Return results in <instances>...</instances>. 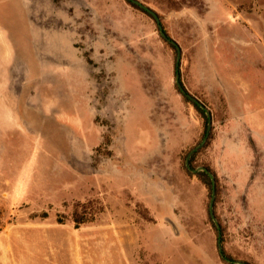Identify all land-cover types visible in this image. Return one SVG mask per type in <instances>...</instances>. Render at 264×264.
Returning a JSON list of instances; mask_svg holds the SVG:
<instances>
[{
    "label": "rangeland",
    "instance_id": "374dc122",
    "mask_svg": "<svg viewBox=\"0 0 264 264\" xmlns=\"http://www.w3.org/2000/svg\"><path fill=\"white\" fill-rule=\"evenodd\" d=\"M211 112L233 260L264 264V0H140ZM0 264H230L205 121L126 0H0ZM73 212L84 218L78 225Z\"/></svg>",
    "mask_w": 264,
    "mask_h": 264
},
{
    "label": "water",
    "instance_id": "95a60500",
    "mask_svg": "<svg viewBox=\"0 0 264 264\" xmlns=\"http://www.w3.org/2000/svg\"><path fill=\"white\" fill-rule=\"evenodd\" d=\"M130 2L137 4L138 6H140L141 8H143L144 10H146L149 14H151L156 23H157V27L159 30V33L169 42H171L176 50V58H175V65H174V69H175V84L177 89L180 91L181 94H183L184 96H186L187 98H189L190 100H192L193 102H195L199 107H201L206 115H207V127H206V131H205V135L203 137V139L197 144L195 145L193 148H191L185 158V166L191 171V172H196L199 170H203L205 171L210 179H211V199L209 202V215L212 218V220L215 222L216 227H217V231H218V250H219V254L222 258H224L225 260L229 261V262H233L236 264H249L247 262L244 261H240V260H233V259H229L225 256L224 252H223V246H222V242H221V231H220V224L218 223L216 216L214 214V209H213V204H214V197H215V176L214 174L205 166H197L196 168L191 167L190 165V157L191 155L198 150L200 147H202L204 145V143L206 142L207 138H208V134L209 131L211 129V112L209 111V109L207 108V106L201 102L196 96H194L193 94H191L190 92H188L186 90V88L184 87L182 81H181V76H180V60H181V48L179 46V44L171 37H168L165 33V31L163 30L162 24L160 23V18L157 14V12L152 9L151 7H149L148 5H146L145 3H143L140 0H129Z\"/></svg>",
    "mask_w": 264,
    "mask_h": 264
},
{
    "label": "trees",
    "instance_id": "16d2710c",
    "mask_svg": "<svg viewBox=\"0 0 264 264\" xmlns=\"http://www.w3.org/2000/svg\"><path fill=\"white\" fill-rule=\"evenodd\" d=\"M126 1H127V3L130 4L132 7H134V8H136V9L142 11L143 13H145L146 15H148L149 17H151V18L155 21L154 17H153L151 14H149L146 10H144L143 8H141L140 6H138L137 4H134V3L130 2L129 0H126ZM158 16H159V15H158ZM159 18H160V16H159ZM155 22H156V21H155ZM160 23H161V22H160ZM162 27H163V26H162ZM163 30L165 31L166 35H167L168 37H170L169 34L167 33V31L164 29V27H163ZM159 34H160V33H159ZM160 37H161V39H162L165 43H167L168 45H170V46L175 50V47H174V45H173L171 42H169L168 40H166L161 34H160ZM175 51H176V50H175ZM178 91H179V90H178ZM179 92H180V91H179ZM182 96H183V98H184L186 101H188V102H190L191 104L194 105V107L198 110V112H199V113L201 114V116L203 117V119H204V121H205L204 123H205V125H206V122H207V115H206L205 111H204L201 107H199L195 102H193L192 100H190L189 98H187V97L184 96L183 94H182ZM205 128H206V126H205ZM204 144H205V143H204ZM200 148H201V147H200ZM200 148H199L198 150H196V151L191 155V157H190V165H191V167H193V168H196V167H197V166L194 164V159H195L196 154L199 152ZM205 167H207V166H205ZM185 168H186V170H187L189 173L199 175V176L201 177L202 181H203L208 187H211V179H210L209 175H208L205 171H203V170H199V171H196V172H191L186 166H185ZM207 168L209 169V167H207ZM209 170H210V169H209ZM213 207H214V204H213ZM83 219H84V218H82L81 215H78L76 212H73V220L75 221V224H76V225H78L79 223L83 222V221H84ZM220 231H221V229H220ZM223 252H224V254H225V256H226L227 258L231 259L230 256L225 252L224 249H223ZM222 259L225 260L224 258H222ZM225 261H227V260H225ZM227 262H229V261H227ZM230 264H236V263L230 262Z\"/></svg>",
    "mask_w": 264,
    "mask_h": 264
},
{
    "label": "crops",
    "instance_id": "0c3cea01",
    "mask_svg": "<svg viewBox=\"0 0 264 264\" xmlns=\"http://www.w3.org/2000/svg\"><path fill=\"white\" fill-rule=\"evenodd\" d=\"M0 38H2V39H3V36H1Z\"/></svg>",
    "mask_w": 264,
    "mask_h": 264
}]
</instances>
